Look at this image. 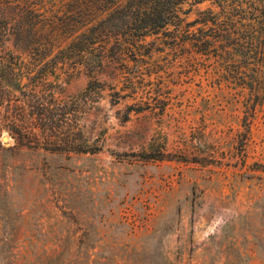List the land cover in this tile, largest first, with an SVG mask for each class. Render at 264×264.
<instances>
[{
	"label": "rangeland",
	"instance_id": "rangeland-1",
	"mask_svg": "<svg viewBox=\"0 0 264 264\" xmlns=\"http://www.w3.org/2000/svg\"><path fill=\"white\" fill-rule=\"evenodd\" d=\"M85 1L33 0L46 56L6 37L20 72L71 104L88 153L1 134L0 264H264V99L251 109L187 43L210 3H184L133 50L105 33L60 66L74 25L100 16Z\"/></svg>",
	"mask_w": 264,
	"mask_h": 264
},
{
	"label": "trees",
	"instance_id": "trees-1",
	"mask_svg": "<svg viewBox=\"0 0 264 264\" xmlns=\"http://www.w3.org/2000/svg\"><path fill=\"white\" fill-rule=\"evenodd\" d=\"M187 2L210 3V7L193 21L200 27L192 32L186 30L189 32L186 41L205 60L212 59L217 72L214 80L247 90L249 95L245 103L251 104V109L262 103L264 0H86L87 9L100 16L92 23L77 22L74 25L75 31L71 33L76 36L59 49L56 54L58 64L65 66L77 58L87 59V55H78L73 48L79 47L82 51L84 46L93 44L105 33L108 37L113 35L114 45L122 50H133L138 39L163 33L168 26L176 28L181 6ZM9 4L14 5L10 8L12 13L9 18L4 14L5 21H0V136L6 132L24 146L45 142L55 148L54 152L88 153L82 146L87 144L75 124L71 104L52 94L48 99L44 79L23 75L18 56L4 51L8 36L15 38L16 48L30 49L38 57L46 56L42 51L54 49L53 42L56 43L50 36L38 39L37 31L43 30L44 26L39 24L33 0H0V7L9 8ZM95 57L101 67L105 55ZM111 57L113 60L119 56Z\"/></svg>",
	"mask_w": 264,
	"mask_h": 264
},
{
	"label": "water",
	"instance_id": "water-1",
	"mask_svg": "<svg viewBox=\"0 0 264 264\" xmlns=\"http://www.w3.org/2000/svg\"><path fill=\"white\" fill-rule=\"evenodd\" d=\"M2 141L5 142L6 145H8V144H7V137L3 136V137H2Z\"/></svg>",
	"mask_w": 264,
	"mask_h": 264
}]
</instances>
